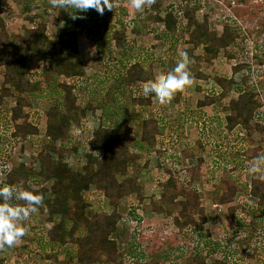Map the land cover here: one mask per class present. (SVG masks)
Returning a JSON list of instances; mask_svg holds the SVG:
<instances>
[{
  "label": "rangeland",
  "instance_id": "1",
  "mask_svg": "<svg viewBox=\"0 0 264 264\" xmlns=\"http://www.w3.org/2000/svg\"><path fill=\"white\" fill-rule=\"evenodd\" d=\"M4 1L6 6L14 7V20L7 14L3 17L8 23L9 39L17 44L20 36H26L25 30L32 27L27 16L33 15L36 9L40 8L42 11L49 9L56 15H60L63 10L52 8L49 0H38L37 3L31 1L30 3L29 0ZM186 1L188 2L187 10L195 11L198 22L202 23L205 18L208 19L210 28L219 34L222 32L223 25L229 23L232 28L242 29L246 40L243 45L233 44L230 49L221 50L217 59L212 63L205 62L202 57L198 60L188 59V69L193 77V83L181 94L177 92L168 105L159 106L153 103L151 106L141 105L140 107V103L143 104V101H137V104L130 107L127 123L133 127V135L136 131H140L143 119L149 116L157 117L163 127L158 136L159 148H165L170 143L172 144L173 141H176V135L185 133L187 129L191 142L186 140V144L190 148L181 145L179 149L168 147L170 151H165L161 155L152 152L147 168L141 166L144 162L143 154L136 149L137 146L133 148L135 145H132V148L135 149L136 160L130 166L129 175L125 177L134 178L140 182L143 187L142 198L138 194L128 196L126 190L119 191L117 194L118 211L122 214V220L114 237L119 240L121 250L126 255L130 251L134 239L138 237V232L133 230V226H129L124 221L130 205L135 203L146 217L145 231L147 229L148 231L155 230L152 234L146 232L143 245L139 244L144 247L141 250L146 257L149 253H160L161 248L167 246L176 249V252L172 259L163 264H214L218 259L234 264H264V206L258 205L256 199L246 195L251 178L254 176L249 174L246 169L249 166L248 162L253 159L248 160L243 152L249 147L257 146L262 135L256 133L248 138L241 127L236 128L233 132L225 129V117L228 112L225 111L223 103H217L207 108L198 106V102L206 94H211L215 90L218 92L213 79L215 73H226L231 65L250 62L252 57L249 53L251 52H254V58L258 56L259 59H264V0ZM124 3L129 14L128 19H134L137 11L131 8L129 0H124ZM182 4L183 0H155L150 6H147V9L149 15L154 12L163 16L171 5L180 10ZM196 7L197 9H194ZM47 19L49 20V17ZM110 23H116V18H110ZM49 25L51 33H55L58 26L53 27L51 23ZM127 35L126 54L140 55L144 60L147 73L150 72L154 80L158 76L164 75V71L168 67H174L180 58L178 50L184 52L185 49L193 47L187 45L185 36L181 39L183 41L180 42L177 51H172L168 39L165 37L157 39L155 33L137 37L129 31ZM92 36V31H84L79 35L78 43L85 76L75 79L73 82L75 86V92L72 94L73 101L67 99L63 108H59L56 103L51 101L40 98L37 101L33 100L25 110L26 117L28 116V121L37 125L40 133L26 139L14 138L11 135L14 129L11 112L16 107V99L15 96L2 98L6 63L1 62L3 51H0V132L6 134L7 142L3 147L10 154L6 164L11 165V170L6 175L0 176V185H15L23 189L25 180L27 181L29 178L28 175H33L35 178L42 177L41 158L46 154H49L55 162L59 160V156H64L63 163L73 174L69 175L65 173L66 170H60L56 173V177L45 183L47 192L43 193V205L39 207L37 213L32 215L30 221L26 222L27 232L20 242L11 248L0 249V264H65L66 252L69 249L68 242L72 237V233L70 234L68 231L69 228L72 227L78 231L83 228L84 224L89 223L94 213L110 214L113 211L109 200L105 199L101 192L96 190L93 185L83 184V186L81 183L82 176H89L91 171H97L102 164L99 152L88 146L86 141H83L80 147L75 146L71 149L60 147L61 143L80 135L82 122L87 121L91 130L95 131L98 128L97 115H100L102 111L97 110L94 116L88 112L87 119H84L81 110L85 106L87 93L85 94L83 89L79 90L78 87L81 82L85 85L86 80L92 75L106 70V66L100 67V56L96 52V45L91 40ZM46 47L47 45L38 47L37 51L28 57L26 66L28 80L42 81L38 88L39 92L43 89L44 91L51 89L47 86L53 81L51 77L42 73L50 60L45 53ZM123 51L124 49L120 50L116 56H119L124 64H127L130 57L122 56ZM194 54L202 55V49L193 51ZM108 56L105 57V63L107 61L111 63L117 59L112 55L108 60ZM146 60H149L148 62L152 65L149 66ZM251 70L253 78H249L246 85H252L255 82L257 85L258 75H262L261 80L264 82V67L258 68L255 64ZM198 71L208 75L209 79L197 78L196 72ZM111 72L114 75L113 69ZM243 74H235L233 77L239 85ZM116 84L115 88L118 90L120 84L118 82ZM56 85H58L57 82ZM115 88L108 89L114 90ZM140 88V83L131 85L129 93H125L127 100L129 101L133 96L145 97L140 94ZM97 89V92L101 91L99 87ZM118 92L122 91L118 90ZM125 96L123 94V97ZM101 97L105 98V95H101ZM229 97L238 98L234 92H231ZM261 97L264 100V94L261 93ZM182 136L184 137L183 134ZM130 138L129 135L126 137V143L130 144ZM183 141L182 143H185L184 139ZM193 141L196 142L195 145H193ZM198 144H201L202 148L199 149ZM97 146L99 149L101 144ZM262 147L264 153V144ZM193 152L194 154H192ZM67 155L70 157H66ZM202 159L204 164L200 167L199 173L195 174L192 186L189 188L185 184L186 179L190 176L189 171L198 169L199 160ZM2 161L3 159H1L0 165L3 163ZM168 170L181 186L186 187V191L189 192L195 187L202 195V205L207 219L202 228L179 231L175 227L173 217L168 213L170 210L176 211L177 204L168 206L161 203L164 189L162 184L167 182ZM10 175L13 176L14 184H9ZM16 176H18L17 179ZM117 177L120 183L125 178L121 175ZM222 178L235 184L244 185L243 190L234 196L232 204L237 206V218L236 216L231 218L228 206L215 201L222 192ZM35 185L40 187L38 184L29 183L30 187L35 188ZM189 194L192 193L189 192ZM183 199L180 197L179 201ZM83 203L90 206L86 210L89 214L86 219H79L73 215L72 211ZM196 219L201 223L202 217L197 216ZM238 220L240 223L237 222ZM241 225L242 227H240ZM206 231L209 232V235L206 234ZM61 241L64 243L63 246H60ZM228 245L230 246V258L226 254ZM128 264L130 263L128 262Z\"/></svg>",
  "mask_w": 264,
  "mask_h": 264
},
{
  "label": "trees",
  "instance_id": "2",
  "mask_svg": "<svg viewBox=\"0 0 264 264\" xmlns=\"http://www.w3.org/2000/svg\"><path fill=\"white\" fill-rule=\"evenodd\" d=\"M30 1L38 2V0ZM116 4L117 6L113 10L105 9L103 15H100L94 9H89L84 13L70 8L63 9L60 15H56L50 12L49 9L42 11V9L38 8L33 15L27 16V20L32 24V27L25 30L27 32L26 36H20L17 44L9 39L7 33L8 23L3 17L7 14L14 20V7L6 6L5 1L0 0V51H3L1 62L6 63L2 98L15 96L16 99V107L11 112V121L14 124L11 135L14 138L22 137L26 139L39 135L40 132L37 125L28 121V116L26 117L25 110L33 100L37 101L40 98L51 101L56 103L59 108H63L67 99L73 101L72 94L75 92L73 82L75 79H81L85 76L78 43L79 35L84 33V31H92L91 40L96 45V52L100 56V67L106 66V70L99 71V73L88 78L86 82L84 81L85 85L81 82V85L78 86L79 90L83 89L85 94L87 93L85 106L81 110L83 118L87 119L88 112H91L94 116L97 110L102 111L100 115H97L98 128L95 131L91 130L87 121L82 122L80 135L71 137L65 143H61L60 147L65 149H71L75 146L80 147L83 144L82 142L86 141L88 146L99 152L102 164L97 171H91L92 173L89 176H82L81 183L86 186L93 185L96 190L101 192L102 196L109 200L113 211L110 214L94 213L89 223L84 224L83 228L78 231L72 227L69 228L68 231L70 234L72 233V237L68 242L69 249L66 252L65 264H128V258H134L135 264H163L172 259L176 252V249L165 246L161 248L162 251L160 253H149L146 257L140 245L136 244L137 242L134 239L130 251L125 255L121 250L119 240L114 237L122 220V214L118 211L117 194L119 191L126 190L128 196L138 194L142 198L143 187L140 182L137 179L125 177L129 175L130 166L136 160L134 156L136 153H134L135 149L133 148L137 146L136 149L143 154L144 157L142 159H144V162L142 161L141 166L142 168H147L152 152H157L161 155L169 150L168 147L179 149L181 145L184 146L186 144L182 143L183 139H185L182 136V134L184 135L182 127V133L181 135H176V141L165 146V148H159L158 135L163 127L157 117H145L140 131H136L135 135H133V127L127 123L130 107L132 108L133 104H137V101H143V104L140 103V107L141 105L151 106L153 102L151 96H133L128 101L125 95L129 93L128 90L131 85L142 84L148 80H154V78L150 72L147 73L144 60L140 55L126 54L128 32H132L137 37L147 36L152 33L156 34L157 39L165 37V39H168L172 51H177L180 42L183 41L181 39L185 36L187 45L193 46L192 49L184 50L188 54V59L195 58L198 60L202 57L205 62L209 63L217 59L221 50H228L233 44L243 45L246 40L242 29L237 27H233V29L229 23L223 25L222 32L219 34L216 30L210 28L208 19L205 18L202 23L198 22L195 11L187 10L188 2L186 0H183L180 10L175 9L174 5H171L166 9L163 16L154 12L149 15L146 6L142 13L137 12L134 19H128L129 14L124 0H116ZM194 9H197V7ZM74 16L77 18H73ZM47 17H49V20ZM112 17L116 18V23L114 24L110 23V18ZM49 23L53 27L58 26L55 33H51ZM43 45H47L45 53L50 60L42 73L51 77L53 81L47 86V88L51 89L47 91L43 89L39 92L38 88L42 81L34 82L28 80L26 66L28 57L35 53L38 47ZM123 49L124 51L121 55H126V57L128 56L127 58L130 57L127 64H124L123 60L116 56V53ZM198 49H202V55H193V51ZM107 55H113V58L116 56V61L111 63L107 61L105 63ZM148 61L146 60V62ZM254 64L258 68L264 67V59H259L258 56H255ZM148 65L151 66L152 64L148 62ZM111 68L114 75H112ZM251 69L252 66L239 63L231 65L226 73H215L213 79L218 92L215 90L211 94H206L198 102L200 108L223 103L225 111L228 112L224 126L229 132L241 127L248 138L256 133L262 135L261 141L257 146L249 147L243 151L248 160L254 159L258 154H264L262 147L264 144V100L261 97V93L264 94V82L261 80L262 75H258L257 79L259 78V81L257 85L255 84L256 82L252 85H246L249 78H253ZM169 70H171L170 67L164 71L165 74ZM245 71H248L249 74L244 73ZM239 73H244L240 85L233 78L235 74ZM196 77L209 79L208 75L199 71L196 72ZM56 82L58 85H56ZM77 82L80 83L79 81ZM116 82L120 84L118 90H121V93L115 88ZM97 87L101 89L100 92H97ZM108 88L115 89L109 90ZM231 92L236 93L238 98L229 97ZM123 94L125 97H123ZM178 94L181 93L178 92ZM101 95H105V98H102ZM5 135L0 132V161L3 159V163L1 162L0 166L6 164L7 159L10 157V154L3 147L5 146L4 143L7 142ZM128 135L131 137L130 144L126 143ZM98 144H101L99 149L97 148ZM132 145L135 146L132 148ZM188 147L190 148L189 145ZM198 148H202L201 144H198ZM63 157L59 156V160L55 162L49 154L44 155L41 158L43 165L42 177L35 178L33 175H28L29 178H27V181L25 180L23 190L43 194L47 192L45 183L56 177V173L60 172V170H66L65 173L73 175L64 165ZM66 157L70 156L67 155ZM199 163L198 169L189 171L190 176L185 181L189 188L192 186L195 174L199 173L200 167L204 164V160H199ZM170 170L167 171V182L162 184L164 189L161 203L168 206L177 204L178 208L176 211L170 210L168 214L173 217L174 225L179 231L202 228L207 222L205 209L202 205V195L195 187L193 188L194 190L191 189L189 191L192 194H189L186 191V187L181 186L178 180L172 176ZM118 175L125 177L122 183L119 182ZM17 178L18 176H16ZM12 179L13 176L10 175L8 178L9 184H14ZM30 182L38 184L40 187H37V185H35V188L30 187ZM221 186L222 192L216 197L215 201L218 204L228 206L231 218H235V216L237 218V206L232 204L234 203V196L243 190L244 185L235 184L222 178ZM246 192V195H250L257 200L258 205L264 206L263 181L253 176ZM180 197L184 199L179 201ZM12 203L22 204L23 202L13 200ZM88 208L90 206L83 203L80 206H76L72 213L79 219H86L89 214L86 211ZM197 216L202 217L201 223L196 219ZM237 222L240 223L239 220ZM206 234L209 235V232L206 231ZM63 241L60 242V246L64 245ZM229 249L230 246L228 245L226 250L228 258H230ZM214 264L234 263L218 259Z\"/></svg>",
  "mask_w": 264,
  "mask_h": 264
},
{
  "label": "clouds",
  "instance_id": "3",
  "mask_svg": "<svg viewBox=\"0 0 264 264\" xmlns=\"http://www.w3.org/2000/svg\"><path fill=\"white\" fill-rule=\"evenodd\" d=\"M129 2L131 8L142 13L154 0ZM49 3L52 8H70L84 13L94 9L100 15H103L105 9L113 10L117 6L116 0H49ZM178 56L180 58L166 74L158 76L155 80L143 82L140 94L145 97L151 96L152 102L156 105L166 106L177 92L182 93L191 86L193 77L188 69V54L178 50ZM248 164L246 171L264 181V154H258ZM10 170V164L0 166V176L6 175ZM43 199V194L38 192L23 190L15 185H0V249L11 248L20 242L27 232L26 222L30 221L32 215L43 205ZM13 200L23 203H12Z\"/></svg>",
  "mask_w": 264,
  "mask_h": 264
},
{
  "label": "built area",
  "instance_id": "4",
  "mask_svg": "<svg viewBox=\"0 0 264 264\" xmlns=\"http://www.w3.org/2000/svg\"><path fill=\"white\" fill-rule=\"evenodd\" d=\"M249 54L252 57L250 59L251 61L250 62L248 61L245 64H247L249 66H252V69H253V65L255 66V64H254V52H251ZM245 72L247 74H249L247 71H245ZM169 151H170V148H169V150L167 152H169ZM141 212L142 211L136 206V204L132 203V206L130 205V208L128 209V213H127L126 218H125L124 221L129 226L132 225L133 228H134L133 230L135 232H138V234H137L138 237H137V239H135L136 242H137L136 244L143 245L142 243H143V240L145 239L144 236L146 235V232L149 233V234L150 233L152 234V233L155 232V230L151 229L150 231H148V229H147V231H145L144 227L146 226V224H145L146 223V221H145L146 217ZM142 229H143V231H142ZM140 248H144V247L140 246ZM128 262L130 264H135L136 263L134 258H128Z\"/></svg>",
  "mask_w": 264,
  "mask_h": 264
},
{
  "label": "crops",
  "instance_id": "5",
  "mask_svg": "<svg viewBox=\"0 0 264 264\" xmlns=\"http://www.w3.org/2000/svg\"><path fill=\"white\" fill-rule=\"evenodd\" d=\"M159 136V135H158ZM184 137H186V138H188V139H184L185 140V143H186V140H188V142L190 143L191 142V140L189 139V137H190V134L188 133V129L186 130V132L184 133ZM159 138V137H158ZM160 142V141H159ZM194 142V141H193ZM192 142V143H193ZM171 144V143H170ZM196 144V142H194L193 143V145H195ZM185 146L186 147H188V144H185Z\"/></svg>",
  "mask_w": 264,
  "mask_h": 264
}]
</instances>
